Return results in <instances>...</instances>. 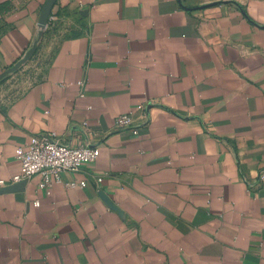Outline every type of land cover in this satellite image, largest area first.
<instances>
[{
  "label": "crops",
  "instance_id": "0c3cea01",
  "mask_svg": "<svg viewBox=\"0 0 264 264\" xmlns=\"http://www.w3.org/2000/svg\"><path fill=\"white\" fill-rule=\"evenodd\" d=\"M46 1L0 0V264H264V0ZM47 130L98 157L12 182Z\"/></svg>",
  "mask_w": 264,
  "mask_h": 264
},
{
  "label": "built area",
  "instance_id": "2783aa9c",
  "mask_svg": "<svg viewBox=\"0 0 264 264\" xmlns=\"http://www.w3.org/2000/svg\"><path fill=\"white\" fill-rule=\"evenodd\" d=\"M55 19V14L50 13L43 31L47 30ZM138 120L141 122H137ZM146 120V105L139 103L118 115L115 118V126L118 130H131L137 133L138 128L146 124ZM98 155L97 146L72 144L54 130L33 133L27 144L16 147L15 158L19 162V172L14 174L11 180L12 182L27 180L38 174L41 176L39 186L48 189L53 183L62 182L64 172H78L84 164L95 161ZM261 180H264V168H259L256 184L258 185ZM64 185L83 187L86 180H70L64 182Z\"/></svg>",
  "mask_w": 264,
  "mask_h": 264
},
{
  "label": "rangeland",
  "instance_id": "374dc122",
  "mask_svg": "<svg viewBox=\"0 0 264 264\" xmlns=\"http://www.w3.org/2000/svg\"><path fill=\"white\" fill-rule=\"evenodd\" d=\"M25 65L26 66L18 65L16 67L15 72H14L15 75L11 77V80L8 81V84H10L12 86L16 80H20L21 74H22V79H25V80H32L33 78L36 77L37 68L39 66L38 58L37 57L36 58H30V62L26 63ZM16 73H18V74H16ZM1 81H0V85H4L5 80H1ZM8 88H3V90H5V89L7 90ZM0 91H1V89H0Z\"/></svg>",
  "mask_w": 264,
  "mask_h": 264
},
{
  "label": "water",
  "instance_id": "95a60500",
  "mask_svg": "<svg viewBox=\"0 0 264 264\" xmlns=\"http://www.w3.org/2000/svg\"><path fill=\"white\" fill-rule=\"evenodd\" d=\"M54 0H47L45 5L43 6L40 18L38 20V28L40 32H43V28L47 22L48 15L50 13V8ZM28 52H33V49H30Z\"/></svg>",
  "mask_w": 264,
  "mask_h": 264
}]
</instances>
